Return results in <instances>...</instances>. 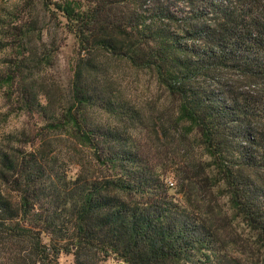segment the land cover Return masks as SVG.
Listing matches in <instances>:
<instances>
[{
  "label": "trees",
  "instance_id": "16d2710c",
  "mask_svg": "<svg viewBox=\"0 0 264 264\" xmlns=\"http://www.w3.org/2000/svg\"><path fill=\"white\" fill-rule=\"evenodd\" d=\"M38 1L76 62L57 97L31 13L1 20L0 88L44 124L0 141V264H264V0ZM121 64L165 90L176 138ZM195 146L209 161L178 158Z\"/></svg>",
  "mask_w": 264,
  "mask_h": 264
},
{
  "label": "rangeland",
  "instance_id": "374dc122",
  "mask_svg": "<svg viewBox=\"0 0 264 264\" xmlns=\"http://www.w3.org/2000/svg\"><path fill=\"white\" fill-rule=\"evenodd\" d=\"M30 12L34 20L32 32H41L36 40L38 56L43 50H56L53 55L52 65L44 67L38 74V83L53 92L57 97L67 94L72 78L73 68L76 62V44L71 35L66 33L57 22H54L43 9L38 0H0V37L3 29L1 20H12L19 12ZM15 55L10 48H0V71L7 68L8 60ZM51 64V61H50ZM118 72V71H117ZM119 78L122 80L126 93L133 101H137L143 108L149 123L156 130H160L159 116L164 124H168L170 136L176 138V132L171 128L170 118L172 115H161L162 109L169 106V98L165 90L160 87L155 79L146 72L136 71L127 65L121 64ZM174 117V116H172ZM166 118V119H165ZM44 121L38 115L32 117L24 113H17L14 107L6 100L5 88H0V141L9 133H26L33 136ZM55 136V140H61ZM71 146L70 142L67 141ZM180 160L209 161L207 156H202L201 149L195 146L189 154L180 153ZM77 169L73 168L72 173ZM59 264H72V257L62 255ZM105 264H116L109 260Z\"/></svg>",
  "mask_w": 264,
  "mask_h": 264
}]
</instances>
